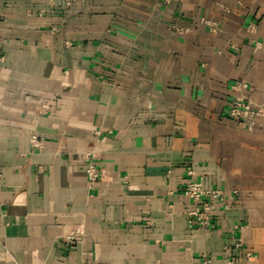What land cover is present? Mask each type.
I'll return each mask as SVG.
<instances>
[{"label": "crops", "instance_id": "1", "mask_svg": "<svg viewBox=\"0 0 264 264\" xmlns=\"http://www.w3.org/2000/svg\"><path fill=\"white\" fill-rule=\"evenodd\" d=\"M47 4L0 0V264H264V120L228 115L264 103V0Z\"/></svg>", "mask_w": 264, "mask_h": 264}, {"label": "built area", "instance_id": "2", "mask_svg": "<svg viewBox=\"0 0 264 264\" xmlns=\"http://www.w3.org/2000/svg\"><path fill=\"white\" fill-rule=\"evenodd\" d=\"M59 0H47V6L40 9V14L48 10H53ZM66 6H71L74 0H63ZM206 23L210 24L212 30H216V26L211 20L205 19ZM253 29L254 24L249 25ZM181 31L183 28L176 27ZM247 87L246 81H239L232 85L236 94L232 99L231 107L228 115L236 120L243 128L254 130L263 125L264 120V103H255L251 98L245 95L244 89ZM31 142L34 146L40 145V138L37 134L31 136ZM86 171L88 174V183L90 188H94L96 183L103 177L107 176V169L104 166L98 165L92 157L87 158ZM237 192V191H235ZM184 193L192 200L193 206L188 209V221L191 225L197 228H209L212 225V211L215 207V201L223 200L225 192L220 188L206 189L201 180L191 179L186 182ZM77 234L71 232L65 236V240L73 242ZM237 248H244V241L241 237L237 238L235 243ZM248 257H251V252H246ZM193 264H213L210 257L195 259Z\"/></svg>", "mask_w": 264, "mask_h": 264}]
</instances>
